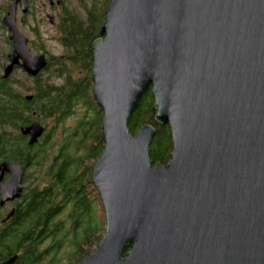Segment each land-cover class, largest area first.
Here are the masks:
<instances>
[{"label": "water", "instance_id": "water-1", "mask_svg": "<svg viewBox=\"0 0 264 264\" xmlns=\"http://www.w3.org/2000/svg\"><path fill=\"white\" fill-rule=\"evenodd\" d=\"M18 3L27 11L16 0L12 15ZM3 24L13 49L2 78L14 65L37 76L45 55L30 54L14 18ZM91 51L105 229L79 264H264V0H113ZM147 91L171 134L161 166L149 156L155 128L128 129ZM20 133L34 145L44 127ZM4 173L1 205L20 196L24 167L3 162Z\"/></svg>", "mask_w": 264, "mask_h": 264}, {"label": "trees", "instance_id": "trees-1", "mask_svg": "<svg viewBox=\"0 0 264 264\" xmlns=\"http://www.w3.org/2000/svg\"><path fill=\"white\" fill-rule=\"evenodd\" d=\"M112 1L104 0V6L99 8L97 3L91 8L84 7L83 17L67 9L62 14L58 13L56 37L53 38L59 41L65 53L61 57L52 56L55 61L49 66H56L55 74L53 72L52 75L62 78L61 85L55 86L48 81L38 84L37 81L36 87L29 89L33 99L26 102L14 90L7 88L6 80L0 78V129L5 125V120L6 124L15 127L38 120V114L43 120L53 118L57 125L68 116L78 113L80 108L86 110L58 148L57 155L52 158L40 182L26 186L21 198L15 201V213L8 222V228L12 226L6 240L0 236V254L5 257L18 252L16 264H59L56 255L65 247L62 254L74 250L76 264H79L93 251V244L97 246L104 235V211L100 198L96 208L99 194L92 182V165L101 155L104 143L101 129L103 114L92 96L91 50L99 38L105 10ZM36 34L34 36H38ZM74 70L81 75L75 78ZM6 98H9L8 102ZM155 113L151 93L147 91L132 114L128 129L134 134L146 124L155 128L149 156L153 166H161L170 159L172 140L168 126L155 121ZM54 130L55 127L47 133L45 130L37 145H27L18 128L15 136L6 137L7 134L2 133L0 159L21 163L27 169L26 173L32 167L37 170L45 159V147L52 143ZM5 140L7 144H4ZM40 152L43 153L40 155ZM30 176L27 174L26 179ZM99 205L102 219L98 215ZM64 206L69 209L68 216L58 219L65 210ZM46 240L49 242L44 245ZM23 243L24 248L21 249Z\"/></svg>", "mask_w": 264, "mask_h": 264}, {"label": "rangeland", "instance_id": "rangeland-1", "mask_svg": "<svg viewBox=\"0 0 264 264\" xmlns=\"http://www.w3.org/2000/svg\"><path fill=\"white\" fill-rule=\"evenodd\" d=\"M30 1L32 2V7H31L32 18H30L29 21L26 20V22H23V27L20 28V31L26 37H28L30 39V42L32 43V46H33L32 49L35 51V53H38L39 49H44V51H47V53H49L50 56H54V57H61V55L64 52L59 41L56 38H53V37H56V25L58 22V13L62 14L64 12V9H67L68 12L73 11V12L77 13V15H79L80 17H83L84 16V9H83L84 7L91 8V6L95 3H97L99 5L97 8L104 6L103 5L104 0H62L63 6L61 8L60 7L59 8L54 7L53 10H50L47 7L40 8V4H41L40 2L42 0H30ZM54 1H55V4H57V1L53 0V2ZM106 2H108V0H106ZM8 3L9 2H7V4ZM8 6H7V8H9ZM48 14L53 15V23H50L49 19L47 18ZM3 16H4L3 12L0 13V22L1 23H2ZM33 33L34 34L37 33L38 36H34ZM6 35H9V32L7 31V33L6 32L4 33L3 30L0 29V45L2 44ZM39 35H40V37H39ZM5 64H6V61H3V60L0 61V76H2L4 74L2 68ZM55 67L52 68L53 71H51L49 74H47V75L42 74V79H43V81H48L52 85L59 86L62 83V78H59L57 75H52ZM74 71H75V73H74L75 78H77L79 75H81L80 72H76V70H74ZM54 74H55V72H54ZM11 78H13V82H11V84H14L13 87L18 94H21L22 96H26V95L30 94L31 91L29 89L32 88V82H31L30 78L27 77V74L25 75L22 73H15V75L13 74ZM15 81H18V82H15ZM76 111H78V110H76ZM84 113H86V110L84 111V109L82 110L80 108V111L78 113L76 112L75 114L68 116L64 120V122H62L60 124L58 123L57 125H56L53 118L43 120L41 118V116H38L39 114L36 115L37 117H39L38 120L42 122V125L45 126L46 133L49 132L54 127H55V130H54V134L52 137V143L49 146L45 147L44 155H46V156H45V159L43 160L41 166H39L37 170L34 169L33 167L31 170L30 169L28 170V174H31V176L26 180V182H25L26 186H29V185L32 186V184H34V183L38 184L40 182L41 177L43 175H45L44 171L51 165L50 162H51L52 158L57 155L58 148L61 146V144H63V142L66 141V139L68 138V135L71 133V130H73V127L76 125V121H78V118L83 117ZM84 116H87V115L85 114ZM3 128H4V126L2 127V129H0V134H2L3 131H5V129H3ZM68 149L70 150V147H68ZM42 153L43 152H40V155ZM46 182H47V180H45L44 183H46ZM93 195H94V191H93ZM89 196H90V194H89ZM96 198H97L96 199L97 201L95 203H96V208H97L98 204L100 203L98 201V198H100V197L98 196ZM65 206H64V208H65L64 212L62 213V215L60 214L58 219H62V218L65 219L68 216L69 209H66ZM99 207H98V215L102 219L103 214H102L101 205H99ZM46 242L48 243L49 240H47ZM92 247H93L92 250H94L96 248V245L94 246V244H93ZM64 249H66V247ZM64 249H62L58 252L59 253L58 256L56 255V261L59 260V264H76L77 259H75L76 257L74 254V250L68 251L66 253V255H64V254H62V251Z\"/></svg>", "mask_w": 264, "mask_h": 264}, {"label": "flooded vegetation", "instance_id": "flooded-vegetation-1", "mask_svg": "<svg viewBox=\"0 0 264 264\" xmlns=\"http://www.w3.org/2000/svg\"><path fill=\"white\" fill-rule=\"evenodd\" d=\"M16 0H0V13H2L3 12V18H2V23L0 22V29L1 30H3V32L5 33H7V29H6V27H5V25L3 24V19H4V17L5 16H7V15H9V17L10 18H14V20H15V24H16V26H17V28H18V30L20 31V28L21 27H23V22H26V20L27 21H29V19L30 18H32V10H31V7H32V2L30 1V0H27V11L25 12V13H23L22 12V9H21V6H20V3H18L17 4V8H16V10H15V13H14V15H12V13L10 12V6H11V4L13 3V2H15ZM60 1V3L57 5V4H55V1H54V3L53 4H50L49 3V1H47V0H42L40 3V8H44V7H47L48 9H50V10H53L54 9V7H62L63 5V1L62 0H59ZM7 2H9L8 4H7ZM9 5V6H8ZM56 5V6H55ZM7 6L9 7V8H7ZM30 13V14H29ZM24 15H27L26 16V18H25V21H24ZM3 26H2V25ZM21 32V31H20ZM22 33V32H21ZM23 34V33H22ZM10 33H9V35H6L5 36V39L3 40V42H2V44L0 45V61H6V64L3 66V68H2V70H3V72H4V70H5V68L8 66V64H9V61H8V55H9V53L11 52V50L13 49V43H12V41L10 40ZM24 35V34H23ZM25 36V35H24ZM26 37V36H25ZM27 38V47H28V49H29V52H30V54H32V55H40V54H44L45 55V57H46V60H47V66H46V68L44 69V70H42L37 76H35V77H29L28 75H27V77H29L30 78V80H31V82H32V89L34 88V87H36V82L38 81V84L40 83V84H43V79H42V74H49L51 71H53L52 70V66L50 67L49 66V64L50 63H53L54 61H55V59L52 57V56H50V54L49 53H47V51H44V49H39V51H38V53H35V51L32 49L33 48V46H32V43L30 42V39L28 38V37H26ZM18 62H19V64L21 63V61L20 60H18ZM15 73H22V74H25L26 75V73L23 71V69L20 67V65H14L13 66V68H12V71H11V73L8 75V77L6 78V79H3L2 78V76H0V78L1 79H3V80H6L5 81V86L7 87V88H11L12 90H14L15 91V89H14V87H13V85L14 84H11V82H13V78H11L12 77V75L14 74L15 75ZM15 82H18V81H15ZM15 93L17 94V95H19L20 96V98L22 99V100H24V101H28V100H26V97H28V96H31V99L29 100V101H31L32 99H33V94H32V92H30V94L29 95H26V96H22L21 94H18L16 91H15ZM6 100V102H8L7 100H9V98H6L5 99ZM28 101V102H29ZM33 121H38V120H32V121H30V123L31 122H33ZM7 123V121L5 120V122H4V128L3 129H5V131H3V134H7L6 135V137H9V136H15V134H16V128H18V130H19V132H20V128L21 127H24V126H27V125H30V123H28V124H26V125H18V126H15L14 127V125H10V124H6ZM39 123L42 125V122L41 121H39ZM43 126V125H42ZM44 127V126H43ZM13 133V134H12ZM21 134V133H20ZM43 134H45V127H44V133ZM1 135L2 134H0V140L2 139L1 138ZM22 137H24V140H25V142L27 143V145H28V141H29V137L28 136H23V135H21ZM43 136V135H42ZM7 139V138H6ZM40 139L41 138H39V140H38V142L36 143V144H34V145H37L38 143H39V141H40ZM1 142V141H0ZM8 142H7V140H5V143L4 144H7ZM3 162H13V163H16V164H21V163H19V162H17V161H13V160H5V159H0V164L1 163H3ZM23 166V165H22ZM24 167V166H23ZM26 170L27 169H25L24 168V176H23V181H22V185H21V187H22V190H21V193H20V196L18 197V198H16L14 201H12V202H6V203H4L3 205H1L0 204V236H4V240H6V235H7V233H8V230H9V228L12 226H9V228H8V222L11 220V218H12V216H13V214L15 213V201H17V200H19L20 198H21V196H22V194L24 193V191L26 190L25 188H26V184H25V182H26V180L29 178H27L26 179V176H27V174H28V172L26 173ZM9 178H10V176H9V174L8 173H4L3 174V176H2V178H1V181H0V184L1 185H3V184H5L6 182H8V180H9ZM10 213H12L11 215H10V217H9V214ZM47 241V240H46ZM27 242V244L28 245H30V242H28V241H26ZM33 243V245L35 244V242H32ZM32 243H31V245H32ZM47 242H45L44 243V245L46 244ZM4 246V245H3ZM22 248H24V243L23 244H21V249ZM45 249V248H44ZM45 252H46V250H44ZM47 251H48V246H47ZM14 256H16V260H15V262L13 263V264H16L17 263V261H18V259H19V253L18 252H16L15 254H12V255H9V256H5L4 257V254H0V264L1 263H4V262H6L7 260H9L10 258H12V257H14ZM4 257V258H3Z\"/></svg>", "mask_w": 264, "mask_h": 264}]
</instances>
